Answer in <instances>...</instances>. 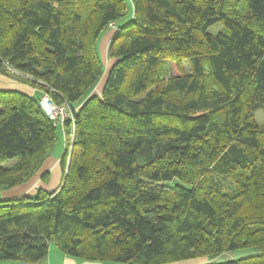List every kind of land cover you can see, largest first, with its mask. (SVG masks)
I'll return each mask as SVG.
<instances>
[{
    "label": "trees",
    "instance_id": "16d2710c",
    "mask_svg": "<svg viewBox=\"0 0 264 264\" xmlns=\"http://www.w3.org/2000/svg\"><path fill=\"white\" fill-rule=\"evenodd\" d=\"M8 68L70 118L61 184L15 195L46 183L61 127L41 97L0 89V158L16 159L0 165V263L53 244L120 264L256 248L204 264H264V0H0Z\"/></svg>",
    "mask_w": 264,
    "mask_h": 264
},
{
    "label": "rangeland",
    "instance_id": "374dc122",
    "mask_svg": "<svg viewBox=\"0 0 264 264\" xmlns=\"http://www.w3.org/2000/svg\"><path fill=\"white\" fill-rule=\"evenodd\" d=\"M129 18H130V14L128 16H125L120 23L121 24L124 23V21L128 20ZM113 30L114 31L118 30V27L116 26L115 28H113ZM113 30L103 33L99 39L98 51H99V55H100L102 61L105 64L106 70H107V67L109 65V59L107 58L106 43L108 44V42L110 41V38H109L110 34H111L110 32H112ZM225 30H226V28L222 22H217V23L209 26V28H208V32L210 34H213V35H216L219 32H222ZM168 66H169V72H168L167 78L170 77L171 75L177 74V70L171 62L169 63ZM186 69L187 70L189 69L188 64H186ZM8 70L9 71L7 73H0V89H2V90H19V91H23V92L31 95V93H33L31 90L32 87H30L28 85L30 83L29 82L30 79L32 80V78L29 75H25L22 73L15 72L10 68H8ZM106 79H107V74L105 72L103 77H101V79L99 80V83L97 84V86L95 88L96 94L101 95ZM23 81H25V82H23ZM35 89L37 90L38 97L41 94H43V95L47 94V93L43 92V90L38 88V87H36ZM255 118L260 125H263L264 124V111L263 110L257 111L255 113ZM58 134H59V141L55 145V147L51 153V157L49 158V159L54 158L53 162L56 159L58 160V162H56L57 167H56V165H54L52 167V170H54L53 174L51 172L52 178L50 177L52 180V187L60 185L62 182V173L63 172L61 169L60 160H61V157L64 153L66 141L68 142L65 128H64V131L61 128H59ZM69 138L72 139L73 135H71ZM70 147L72 148V146H70ZM49 159H48V161H49ZM15 161H16V159H1L0 158V165H5V166L12 165ZM223 184H224V186H226V190H229L228 182L226 181ZM29 186L30 185H24V186L19 187L18 193L20 191H24V190L29 189L30 188ZM36 194H37L36 191L30 193V195H32V196H35ZM260 251H261L260 249H256V248H244V249H237V250H233V251H225V252L217 254L215 256H202L200 258L186 259V260H182V261L183 262L190 261V263H183V264H204L207 262H222V261H226V260H236V259H240V258H244V257L254 256V255L258 254ZM170 264H172V263H170Z\"/></svg>",
    "mask_w": 264,
    "mask_h": 264
},
{
    "label": "crops",
    "instance_id": "0c3cea01",
    "mask_svg": "<svg viewBox=\"0 0 264 264\" xmlns=\"http://www.w3.org/2000/svg\"><path fill=\"white\" fill-rule=\"evenodd\" d=\"M28 86H30V85H28ZM31 90L33 92V93H31V95L38 97L37 90L33 87ZM42 96H43V94L39 95V97H41V98H42ZM53 159L54 158L49 159V161H47V163H46L47 169L49 170V172H52V174L54 173V170H52V167L54 165H56V162H58L57 159L53 162ZM61 159H62V157H61ZM60 162H61V160H60ZM56 167H57V165H56ZM61 169H62V167H61ZM50 177L52 178L51 173L49 174V177L46 178V183H43V182L40 183L39 182L37 184V186H35V187L32 186L29 189L21 191V192H28V194H30L31 192L37 191L36 187L38 188L40 186L44 187L45 189H47L49 191H51L52 189H55L59 185L52 187V180ZM62 177H63V173H62ZM18 194H20V192L18 193V191H16L15 195H18ZM9 195H10L9 191H3L0 188V199L7 198ZM183 263H190V261H187V262L179 261V262H175L172 264H183ZM0 264H120V263L93 261V260H86V259L74 257V256H71L69 254L62 252L55 245L52 244L50 247L48 255L43 260H41L39 263H28V262H23V261H4V262H1Z\"/></svg>",
    "mask_w": 264,
    "mask_h": 264
},
{
    "label": "built area",
    "instance_id": "2783aa9c",
    "mask_svg": "<svg viewBox=\"0 0 264 264\" xmlns=\"http://www.w3.org/2000/svg\"><path fill=\"white\" fill-rule=\"evenodd\" d=\"M113 26V24H111ZM41 104L49 115L50 119L58 124L64 131L65 122L70 118V111L66 105H60L53 102L48 94L43 95L41 98Z\"/></svg>",
    "mask_w": 264,
    "mask_h": 264
}]
</instances>
